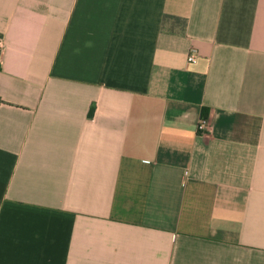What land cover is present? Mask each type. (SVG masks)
I'll use <instances>...</instances> for the list:
<instances>
[{
	"label": "crops",
	"instance_id": "1",
	"mask_svg": "<svg viewBox=\"0 0 264 264\" xmlns=\"http://www.w3.org/2000/svg\"><path fill=\"white\" fill-rule=\"evenodd\" d=\"M0 38V264H264V0H0Z\"/></svg>",
	"mask_w": 264,
	"mask_h": 264
},
{
	"label": "built area",
	"instance_id": "2",
	"mask_svg": "<svg viewBox=\"0 0 264 264\" xmlns=\"http://www.w3.org/2000/svg\"><path fill=\"white\" fill-rule=\"evenodd\" d=\"M3 46H4L3 40L0 38V47L2 48ZM187 59L190 62H195L197 60V51L195 48H191L189 50ZM196 128H197V131L200 133L210 132L211 124H210V121L207 115H201L200 119L197 122Z\"/></svg>",
	"mask_w": 264,
	"mask_h": 264
},
{
	"label": "trees",
	"instance_id": "3",
	"mask_svg": "<svg viewBox=\"0 0 264 264\" xmlns=\"http://www.w3.org/2000/svg\"><path fill=\"white\" fill-rule=\"evenodd\" d=\"M202 115H208V112H209V109H208V107H206V106H204V107H202Z\"/></svg>",
	"mask_w": 264,
	"mask_h": 264
}]
</instances>
